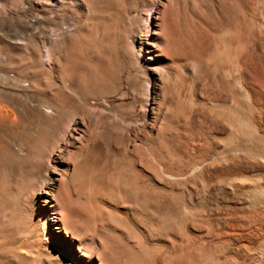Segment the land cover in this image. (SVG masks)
Returning a JSON list of instances; mask_svg holds the SVG:
<instances>
[{"label": "bare ground", "instance_id": "6f19581e", "mask_svg": "<svg viewBox=\"0 0 264 264\" xmlns=\"http://www.w3.org/2000/svg\"><path fill=\"white\" fill-rule=\"evenodd\" d=\"M37 6L1 38L37 118L0 96V264H264V0Z\"/></svg>", "mask_w": 264, "mask_h": 264}, {"label": "rangeland", "instance_id": "374dc122", "mask_svg": "<svg viewBox=\"0 0 264 264\" xmlns=\"http://www.w3.org/2000/svg\"><path fill=\"white\" fill-rule=\"evenodd\" d=\"M37 5L38 0H0V96L5 102L21 108L26 120L33 115L37 118L35 110L31 109L35 81L31 71L19 70L15 62L17 51L2 43L1 38L11 43L21 41L33 47L35 37H43L49 30L46 16ZM28 52V58L34 60L32 52Z\"/></svg>", "mask_w": 264, "mask_h": 264}]
</instances>
